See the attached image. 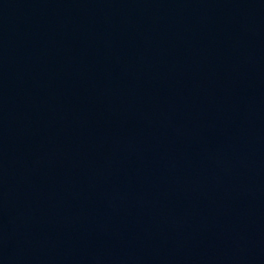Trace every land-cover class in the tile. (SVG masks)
I'll return each mask as SVG.
<instances>
[{
  "label": "water",
  "instance_id": "obj_1",
  "mask_svg": "<svg viewBox=\"0 0 264 264\" xmlns=\"http://www.w3.org/2000/svg\"><path fill=\"white\" fill-rule=\"evenodd\" d=\"M0 264H264V0H0Z\"/></svg>",
  "mask_w": 264,
  "mask_h": 264
}]
</instances>
